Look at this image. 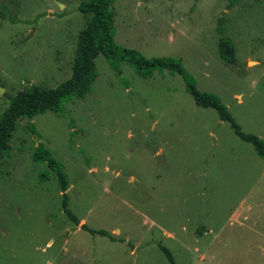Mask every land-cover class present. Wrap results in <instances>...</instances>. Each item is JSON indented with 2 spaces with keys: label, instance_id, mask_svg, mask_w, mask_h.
<instances>
[{
  "label": "rangeland",
  "instance_id": "1",
  "mask_svg": "<svg viewBox=\"0 0 264 264\" xmlns=\"http://www.w3.org/2000/svg\"><path fill=\"white\" fill-rule=\"evenodd\" d=\"M83 1L0 0V114L23 89L71 77L92 17L80 12ZM113 11L118 45L181 60L200 91L264 140V0H114ZM220 18L234 64L219 55ZM95 63L85 98L17 122L0 159V264H264V159L255 147L198 106L181 75L143 78L127 61L119 74L102 53ZM41 143L68 176L79 225L56 174L33 159Z\"/></svg>",
  "mask_w": 264,
  "mask_h": 264
},
{
  "label": "trees",
  "instance_id": "2",
  "mask_svg": "<svg viewBox=\"0 0 264 264\" xmlns=\"http://www.w3.org/2000/svg\"><path fill=\"white\" fill-rule=\"evenodd\" d=\"M113 2L114 0H87L79 6L80 12L91 14L92 17L86 27L79 33L70 78L55 88H43L33 85L18 92L10 99L9 106L0 114V159L12 149L10 140L19 119L22 117L33 119L36 115L45 112L58 114L63 110L66 101L74 97L85 98L91 93L93 82L98 77L95 58L99 53L105 55L110 66L119 74L121 62L127 61L135 67L139 76L143 78L152 76L156 69L168 70L181 75L195 103L200 107L215 109L219 118L222 121L229 122L236 135L251 143L257 154L264 159V140L255 134L242 131L228 108L216 94L200 91L196 87L193 78L185 70L181 60L172 57L146 58L138 50L125 48L116 43L114 39L115 13ZM236 2L237 0H232V5ZM217 31L221 34L219 39L220 57L225 62L234 64L236 62L235 46L229 38L222 35L224 29L221 18L218 20ZM33 159L37 162L47 163L49 169L56 174L63 192L65 213L76 225H79L80 221L68 208L66 191L69 187V181L62 164L56 160L52 151L42 143L35 148ZM41 178L45 180L49 177L42 174ZM81 228L91 234L106 236L112 241H116L115 237L106 230L92 229L86 224H82ZM119 241L124 242L122 239H119ZM159 248L169 261L174 263L172 252L160 243Z\"/></svg>",
  "mask_w": 264,
  "mask_h": 264
},
{
  "label": "crops",
  "instance_id": "3",
  "mask_svg": "<svg viewBox=\"0 0 264 264\" xmlns=\"http://www.w3.org/2000/svg\"><path fill=\"white\" fill-rule=\"evenodd\" d=\"M240 2V1H242V0H237V2ZM244 1V4L245 5H247V6H251V5H253V4H255V3H259V1L260 0H243ZM236 2V3H237ZM243 3V2H242ZM250 63V60H249V62H248V64ZM260 64V62H257V65H259Z\"/></svg>",
  "mask_w": 264,
  "mask_h": 264
},
{
  "label": "water",
  "instance_id": "4",
  "mask_svg": "<svg viewBox=\"0 0 264 264\" xmlns=\"http://www.w3.org/2000/svg\"><path fill=\"white\" fill-rule=\"evenodd\" d=\"M0 90L3 91L2 88H1V86H0Z\"/></svg>",
  "mask_w": 264,
  "mask_h": 264
}]
</instances>
